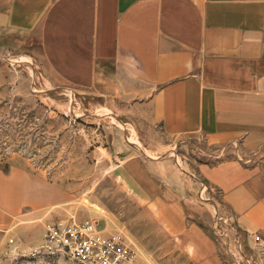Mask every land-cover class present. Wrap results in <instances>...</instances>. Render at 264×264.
<instances>
[{
    "label": "crops",
    "instance_id": "1",
    "mask_svg": "<svg viewBox=\"0 0 264 264\" xmlns=\"http://www.w3.org/2000/svg\"><path fill=\"white\" fill-rule=\"evenodd\" d=\"M9 53L130 103L168 136L237 148L244 160L200 162L198 172L221 188L244 225L264 232V0H0V58ZM150 161L161 168H131L128 178L129 187L148 190L135 194L134 207L145 197L148 206L158 201L162 225L175 234L177 242L156 255L159 264H226L211 213L186 212L183 170ZM24 185L20 172L0 170V247L10 226L26 229ZM159 187L166 198L155 200Z\"/></svg>",
    "mask_w": 264,
    "mask_h": 264
},
{
    "label": "rangeland",
    "instance_id": "2",
    "mask_svg": "<svg viewBox=\"0 0 264 264\" xmlns=\"http://www.w3.org/2000/svg\"><path fill=\"white\" fill-rule=\"evenodd\" d=\"M2 75L7 79L0 82V170H16L24 177L22 222L27 224L20 234L9 227L0 264H67L52 254L29 253L43 241L45 226L54 219H89L101 232H121L136 249L135 264L162 263L156 255L177 242L159 219L164 206L158 201L148 206L150 197H145V205L135 208V194L145 196L148 190L135 183L129 187L128 178L131 168H161V161H150L154 159L172 161L183 170L186 212L189 216L207 208L211 213V232L226 264H264V232L244 225L221 188L197 168L200 162L225 157L243 159L237 148L187 135L168 136L150 127L130 103L57 80L23 53L0 58ZM156 188L154 199L166 198ZM178 213L174 207L172 214Z\"/></svg>",
    "mask_w": 264,
    "mask_h": 264
},
{
    "label": "built area",
    "instance_id": "3",
    "mask_svg": "<svg viewBox=\"0 0 264 264\" xmlns=\"http://www.w3.org/2000/svg\"><path fill=\"white\" fill-rule=\"evenodd\" d=\"M31 254H52L67 264H133L136 249L121 232L104 233L93 221L49 220L43 241Z\"/></svg>",
    "mask_w": 264,
    "mask_h": 264
},
{
    "label": "bare ground",
    "instance_id": "4",
    "mask_svg": "<svg viewBox=\"0 0 264 264\" xmlns=\"http://www.w3.org/2000/svg\"><path fill=\"white\" fill-rule=\"evenodd\" d=\"M137 256V255H136ZM133 264H135V261H134V263Z\"/></svg>",
    "mask_w": 264,
    "mask_h": 264
}]
</instances>
